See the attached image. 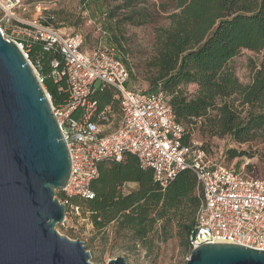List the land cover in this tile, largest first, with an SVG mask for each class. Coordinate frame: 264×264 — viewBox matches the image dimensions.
Segmentation results:
<instances>
[{"label": "trees", "instance_id": "1", "mask_svg": "<svg viewBox=\"0 0 264 264\" xmlns=\"http://www.w3.org/2000/svg\"><path fill=\"white\" fill-rule=\"evenodd\" d=\"M160 8L168 13V25L154 31L142 73L148 85L146 93L161 92L168 97L174 120L184 128L182 145L192 141L186 127L196 123L210 137L228 136L238 144L252 141L260 132L264 136V61L254 67L248 85L238 81L230 65L243 50L254 54L264 50V0H165ZM102 14L109 16L108 12ZM45 17L43 25L52 26V16ZM145 22L141 11L140 25ZM29 43L28 60L53 106L63 104L65 96L50 75V62L61 57L44 52L40 42ZM118 59L129 80L135 79L132 69ZM188 86L196 87L193 95L186 93ZM125 89L136 88L128 82ZM91 98L99 111L108 109V120L100 123L101 127L114 115L119 114L121 120L113 88L98 86ZM237 156L230 151V159ZM125 185L135 187L124 194ZM90 188L93 199L71 200L81 211L75 222L86 218L97 234H105L112 225L115 236L122 234L133 249L139 246L151 252L157 244L176 238L184 252L190 253L188 237L200 203L190 171L180 172L162 188L153 181L151 170L141 169L134 156L125 155L121 163L99 164L98 177Z\"/></svg>", "mask_w": 264, "mask_h": 264}, {"label": "built area", "instance_id": "2", "mask_svg": "<svg viewBox=\"0 0 264 264\" xmlns=\"http://www.w3.org/2000/svg\"><path fill=\"white\" fill-rule=\"evenodd\" d=\"M45 1L0 0V35L18 47L41 85L40 75L28 60L29 41L40 42L44 52L61 57L50 62V75L65 102L53 106L44 90L70 159L68 180L56 195L66 210L59 226H68L81 216L71 203L73 198H94L90 185L98 177L99 164L121 163L125 155H132L141 169L152 171L153 181L162 188L180 172L195 176L200 203L188 237L190 252L203 244L264 251V178L211 161L196 141L183 146L184 128L174 120L168 97L125 89L128 71L116 47L104 42V32L86 52L80 33L65 34L44 26L45 16L31 17L32 9L40 11ZM101 85L113 88L119 100L121 120L109 134H103L100 126L108 120V109L99 111L91 98Z\"/></svg>", "mask_w": 264, "mask_h": 264}, {"label": "water", "instance_id": "3", "mask_svg": "<svg viewBox=\"0 0 264 264\" xmlns=\"http://www.w3.org/2000/svg\"><path fill=\"white\" fill-rule=\"evenodd\" d=\"M70 159L44 89L13 43L0 35V264H91L79 239L55 230L65 216L56 192ZM107 264H127L118 257ZM186 264H264V251L203 244Z\"/></svg>", "mask_w": 264, "mask_h": 264}, {"label": "rangeland", "instance_id": "4", "mask_svg": "<svg viewBox=\"0 0 264 264\" xmlns=\"http://www.w3.org/2000/svg\"><path fill=\"white\" fill-rule=\"evenodd\" d=\"M165 0H46L40 11L32 9L30 16L49 14L53 17L51 25L62 33H80L85 41V50L89 51L100 38L102 32L106 44L116 47L118 58L136 74L128 82L132 87L147 91L148 85L143 75L144 65L149 58L154 31L168 25V13H162L160 4ZM146 15V22L140 25V12ZM170 11V10H168ZM103 12L109 16L102 20ZM164 12V11H163ZM112 15V16H110ZM264 61V50L254 54L241 51L231 62V68L242 85L251 82L254 67ZM45 90L44 86L42 85ZM188 95H193L195 86L185 88ZM119 114L114 115L107 124L109 131L119 126ZM192 134L191 140L201 144L208 159L226 167L252 172L253 176L264 178V136L258 133L247 143H235L230 137H210L202 125L187 126ZM230 151L237 157L230 159ZM134 185H125L122 192L133 190ZM61 236L83 242L90 255L91 264H107L108 261L122 257L127 264H185L186 254L178 240L173 238L163 244H157L151 252L142 247L133 249L127 239L116 237L112 225L105 234H97L86 218L69 223L65 227L56 226Z\"/></svg>", "mask_w": 264, "mask_h": 264}, {"label": "crops", "instance_id": "5", "mask_svg": "<svg viewBox=\"0 0 264 264\" xmlns=\"http://www.w3.org/2000/svg\"><path fill=\"white\" fill-rule=\"evenodd\" d=\"M32 17V16H31ZM59 29V28H58ZM60 30V29H59ZM61 31V30H60ZM84 46H85V44H84ZM83 50L84 51H86L85 50V47H83ZM90 51V50H89ZM89 51H86V52H89ZM129 81V80H128ZM128 81H127V83H128ZM126 83V84H127ZM120 123V122H119ZM117 129V128H116ZM116 129H114V130H116ZM101 130H102V132H103V134H109V133H111V132H113V131H109V129H108V127L107 126H103V127H101Z\"/></svg>", "mask_w": 264, "mask_h": 264}]
</instances>
